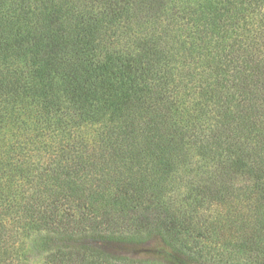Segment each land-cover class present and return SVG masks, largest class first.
<instances>
[{"label": "trees", "instance_id": "1", "mask_svg": "<svg viewBox=\"0 0 264 264\" xmlns=\"http://www.w3.org/2000/svg\"><path fill=\"white\" fill-rule=\"evenodd\" d=\"M195 234L264 264V0H0V264Z\"/></svg>", "mask_w": 264, "mask_h": 264}, {"label": "rangeland", "instance_id": "2", "mask_svg": "<svg viewBox=\"0 0 264 264\" xmlns=\"http://www.w3.org/2000/svg\"><path fill=\"white\" fill-rule=\"evenodd\" d=\"M196 163V161H195ZM195 163L193 164V167H195ZM181 187L179 190L174 191L172 194L176 199H178V195H182L185 191V187L180 185ZM224 234L227 232L224 230ZM206 234V233H205ZM195 240H197L201 244L203 252L201 254H197L198 256L196 260H202L203 262L209 263V262H217L220 264H234L237 263L240 260V257L243 258V246H238V244L241 242L239 238L234 242V245L231 243H228L224 240H216L214 237L205 238L202 236L197 237V235H194ZM243 243V241L241 242ZM155 244L158 245L157 240H148L147 242L143 244H119L118 245V251L117 253L130 256L132 258H142L146 259L148 257L154 259L155 261H160L162 264H173L171 261L163 258H157L152 257L150 255V248L153 247ZM204 246H209L208 249ZM233 246V247H232ZM245 247V246H244ZM202 256V258H201ZM212 260V261H211ZM205 263V264H206Z\"/></svg>", "mask_w": 264, "mask_h": 264}]
</instances>
